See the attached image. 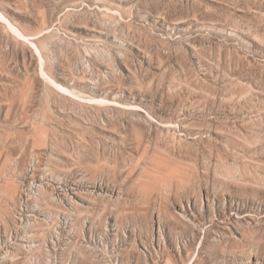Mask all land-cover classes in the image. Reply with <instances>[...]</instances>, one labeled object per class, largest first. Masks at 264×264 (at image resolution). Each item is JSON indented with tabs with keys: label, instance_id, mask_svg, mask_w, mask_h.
<instances>
[{
	"label": "rangeland",
	"instance_id": "rangeland-1",
	"mask_svg": "<svg viewBox=\"0 0 264 264\" xmlns=\"http://www.w3.org/2000/svg\"><path fill=\"white\" fill-rule=\"evenodd\" d=\"M0 12V264H264V0Z\"/></svg>",
	"mask_w": 264,
	"mask_h": 264
},
{
	"label": "bare ground",
	"instance_id": "bare-ground-1",
	"mask_svg": "<svg viewBox=\"0 0 264 264\" xmlns=\"http://www.w3.org/2000/svg\"><path fill=\"white\" fill-rule=\"evenodd\" d=\"M0 15L3 17V19H5V22L10 26V27H12V28H14V30L16 31H18L22 36H25L22 32H21V30L18 28V27H16V25H14L3 13H1L0 12ZM26 37V36H25ZM27 38V37H26ZM35 45V44H34ZM35 48V47H34ZM38 49V48H37ZM62 87V86H61ZM63 88H65L64 86H63ZM66 89V88H65Z\"/></svg>",
	"mask_w": 264,
	"mask_h": 264
}]
</instances>
